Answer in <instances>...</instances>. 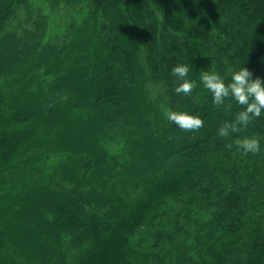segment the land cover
Instances as JSON below:
<instances>
[{
  "label": "trees",
  "instance_id": "obj_1",
  "mask_svg": "<svg viewBox=\"0 0 264 264\" xmlns=\"http://www.w3.org/2000/svg\"><path fill=\"white\" fill-rule=\"evenodd\" d=\"M46 1L52 8L79 6L84 12L81 26L73 22L65 34L68 40L44 46L7 33L0 41V81L26 74L13 84H20V90L39 87L38 94L19 92L15 99L25 97L29 102L6 118L1 117L8 109L6 100L14 98L0 92V120L32 119L36 129L48 106L60 119L51 130L53 136L65 137L66 148L73 139L85 146L82 152L70 150L82 155L80 160L71 155L65 161L77 186L54 196L60 215L56 208L42 207L20 228L24 244H34L38 264H97L90 244L97 249L107 240L124 207V198L115 194L117 185L112 184L116 177L118 186L130 188L131 195L146 194L191 169L186 183L133 222L116 248L111 260L115 263L103 264H169L163 259L164 244L172 242L174 234H186L189 225L195 229L189 264H264V111L246 129L222 138L219 128L233 122L242 106L230 99L226 101L232 104L230 111L217 108L201 83L204 71L230 83L242 67L253 73V79L264 80V0ZM14 3L31 5L28 0H0V33ZM183 64L190 68L187 79L197 83L190 97L174 90L182 81L172 69ZM42 65H47V73L53 69V83L38 76ZM147 83L163 90V106L147 102ZM168 111L198 116L204 127L181 131L168 121ZM33 131L23 134L28 138ZM252 136L260 139V152L243 155L235 141ZM105 140L128 144L127 161L120 157L119 164L109 157ZM9 157L0 154L4 163ZM79 164L84 165L82 175ZM107 170L112 187L97 194L88 174L103 177ZM14 230L10 222L0 230V264L26 263L24 253L8 255L5 240L14 236ZM136 232L142 233L136 237ZM75 248L84 254L77 262Z\"/></svg>",
  "mask_w": 264,
  "mask_h": 264
},
{
  "label": "rangeland",
  "instance_id": "obj_2",
  "mask_svg": "<svg viewBox=\"0 0 264 264\" xmlns=\"http://www.w3.org/2000/svg\"><path fill=\"white\" fill-rule=\"evenodd\" d=\"M28 2H31V5L14 3L9 7L7 12L9 14L2 20L3 26L0 33V41L7 33H14L17 38L18 36H23L25 39L33 38L40 41L44 46H54L53 44H57L59 39L68 40L64 36L70 33V27L73 22L78 26L82 24L81 20L83 21L82 15H84V12L79 10V6L69 8L61 4L59 7L52 8L46 0H28ZM46 66L42 65L40 67L42 69H37V74L42 81L51 84L54 80L53 69L47 73L48 70L45 71ZM25 75L19 74L17 77H3L1 79V94L14 98L11 101L6 100L8 109L5 107L7 110H4L5 114L1 117L6 118L14 113L18 105L23 103L26 105L29 102V99L25 97L15 99V97H18L19 92L22 93L23 89V94H38L39 87L35 86V84L30 87H22L21 90L20 84H13L22 76L25 77ZM162 94L163 90L160 87L151 83L146 84V99L152 107H156V105L163 106L160 97ZM73 113L79 114L80 112L76 111ZM59 120L58 114L48 106L43 108L37 121L39 127L36 129H34L35 121L32 119L19 123L16 120H7L6 122L5 120H0V154L5 153L10 156L6 163L0 159V230L7 226L9 222L11 227H14L15 230L12 231L14 236H8L9 238L7 237L5 240V245L7 244L8 255L10 256L24 253L25 264H38L40 260L37 255H33L34 244H31V246L24 244L25 237L21 236L23 233L20 229L22 224H26L27 221L35 218L42 207L53 210L56 208L55 213H58L59 216V209L55 207L57 199L54 196L65 194L63 191H73L77 186L75 182H72L70 169H67L71 165L68 166L65 161L72 155L70 150L82 152L85 148L84 142L73 139V143H70L68 148H66L67 146L64 144L65 137L61 139L60 136H53L51 132L53 127L59 125ZM30 129L34 131L26 138L23 133ZM125 133L124 135L128 137V132ZM45 142L46 144H44ZM104 143V149L109 157L118 160L119 164L121 162L120 157L127 161V152L130 150L128 144L121 142L114 145L110 140H105ZM73 154L72 156L76 160H80L79 157L82 155ZM111 164L113 165V162ZM79 165L81 167L78 168V171L82 175L85 171L84 165ZM193 171L194 169H191L190 171L182 172L179 176H172L168 180L162 181L159 186L153 188L150 192H145L146 194L133 193L131 195L130 188L122 186L125 189L123 190L118 186L117 183H119L118 179L120 178L116 177L112 184H114L113 187L117 185L115 194L124 198V207L120 211L122 215L119 224L107 240L97 249L94 247L96 244H90V247L93 248L92 257L96 263L103 264L111 261L122 238L129 234L133 222L153 212L157 204L161 203L170 193L187 182ZM108 175L112 176L108 170L103 177L92 176L91 172L88 174V176L92 177L90 182L94 185L92 189L94 192L97 191L98 194L105 187H112L110 180L107 179ZM91 183L88 186L89 189H91ZM92 190L90 191L92 192ZM142 195H145V197ZM52 211L50 210L49 212ZM185 229H187L186 234L184 232L174 234V240L172 242L167 241L163 246V259L169 264H189V254L190 252L192 253L190 247L195 245V229L192 225L186 226ZM147 230V228H144L143 231L147 233ZM141 233L136 232V237H139ZM21 247L25 248V250H22L23 248ZM83 247L89 248V245H84ZM183 248L186 249L185 254ZM76 249H74L72 254L77 258L75 257L73 262L79 261V254H82L80 250ZM111 262L115 263V261Z\"/></svg>",
  "mask_w": 264,
  "mask_h": 264
},
{
  "label": "clouds",
  "instance_id": "obj_3",
  "mask_svg": "<svg viewBox=\"0 0 264 264\" xmlns=\"http://www.w3.org/2000/svg\"><path fill=\"white\" fill-rule=\"evenodd\" d=\"M190 68L187 64L177 65L172 69V75L179 81L175 92L184 96H192L193 90L197 87L195 81L187 79ZM203 87L212 93L213 104L217 107H224L230 111V99L242 106V109L233 122H225L218 130V135L227 138L234 133L246 129L255 119L261 117L264 111V80L259 77L253 79V73L246 67L240 68L233 73L230 83L225 81L215 72L204 71L201 76ZM166 117L169 122L178 126L181 131L195 132L204 127V121L195 115L186 112L168 111ZM238 149L243 155L258 154L260 152V139L244 137L235 141ZM228 148L232 145L228 144Z\"/></svg>",
  "mask_w": 264,
  "mask_h": 264
}]
</instances>
